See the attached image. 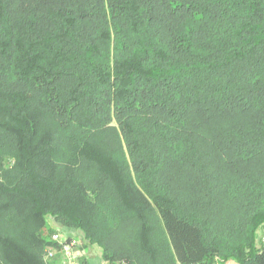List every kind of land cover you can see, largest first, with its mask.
<instances>
[{
  "label": "trees",
  "instance_id": "trees-1",
  "mask_svg": "<svg viewBox=\"0 0 264 264\" xmlns=\"http://www.w3.org/2000/svg\"><path fill=\"white\" fill-rule=\"evenodd\" d=\"M49 217L109 264H264V0H0V264H63Z\"/></svg>",
  "mask_w": 264,
  "mask_h": 264
},
{
  "label": "built area",
  "instance_id": "built-area-1",
  "mask_svg": "<svg viewBox=\"0 0 264 264\" xmlns=\"http://www.w3.org/2000/svg\"><path fill=\"white\" fill-rule=\"evenodd\" d=\"M52 240L55 242V245L47 250L46 258L54 259L60 254L63 264H80L81 258L85 256V250L80 239L55 233L52 236Z\"/></svg>",
  "mask_w": 264,
  "mask_h": 264
},
{
  "label": "crops",
  "instance_id": "crops-1",
  "mask_svg": "<svg viewBox=\"0 0 264 264\" xmlns=\"http://www.w3.org/2000/svg\"><path fill=\"white\" fill-rule=\"evenodd\" d=\"M58 229L60 231H63L65 233H68V235H70V233H76L74 231H72L71 229H66L62 226L57 225ZM82 235V234H80ZM82 244H83V248L85 250V257L88 260L89 264H109L108 261H105L102 256H101V252L99 250L98 247L96 246H87L83 237H82ZM84 257V256H83ZM227 264H238L235 260H229L227 262Z\"/></svg>",
  "mask_w": 264,
  "mask_h": 264
},
{
  "label": "rangeland",
  "instance_id": "rangeland-1",
  "mask_svg": "<svg viewBox=\"0 0 264 264\" xmlns=\"http://www.w3.org/2000/svg\"><path fill=\"white\" fill-rule=\"evenodd\" d=\"M48 221H49V223H50V225H52V226H54L55 228H57V221L53 218V217H49V219H48ZM67 228V227H66ZM69 230H70V228H69ZM72 231H74V232H76V233H70V235H68V233H65V232H63V231H58V233H61V235H63V236H65V235H67V236H70V237H73V238H77V239H80L81 240V242L83 241L82 240V235H80L82 232L81 231H79V230H76V229H71ZM263 238L264 237V228H259V230H258V240L260 239V238ZM47 260H49V261H51L52 259H48V258H46Z\"/></svg>",
  "mask_w": 264,
  "mask_h": 264
}]
</instances>
